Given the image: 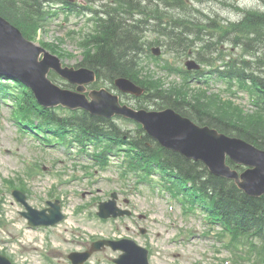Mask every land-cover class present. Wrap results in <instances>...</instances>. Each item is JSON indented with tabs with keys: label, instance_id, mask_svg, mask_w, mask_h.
<instances>
[{
	"label": "trees",
	"instance_id": "obj_1",
	"mask_svg": "<svg viewBox=\"0 0 264 264\" xmlns=\"http://www.w3.org/2000/svg\"><path fill=\"white\" fill-rule=\"evenodd\" d=\"M58 1L75 10L67 0H0V14L25 37L35 40L38 30L52 17L45 4ZM107 1L101 12L104 16L96 18L94 32L80 42L85 49L84 59L76 65L96 71L98 80L94 87L116 89L117 78H129L146 89L143 97L136 98L138 108H172L199 125L242 138L264 150V11L247 10L241 21L217 27L220 40L213 45L229 41L238 48L244 44L243 52L247 54H219L217 59L205 62L209 69L179 72L185 83L166 90L161 80L145 68L144 54L150 43L145 35L153 31L168 37L167 44L175 51L176 47L192 45L183 30H177L181 27H189L190 35L200 39L201 25L192 22L194 26H187L185 20L166 18L169 10L161 8L162 3L171 10L183 9L185 0ZM151 24L154 27L150 29ZM215 60L221 61L220 65ZM214 80L225 81L228 92H234L235 86L236 92H249L257 109L246 113L232 100L211 93L209 85ZM7 100L12 101L22 128L36 132L48 145L76 146L79 152L101 163L110 162L112 157L122 158V162H129L132 169L143 171L147 177L160 174L173 197L204 209L210 220L230 232L233 244L248 247L251 255L255 253L253 264H264V195H246L233 181L210 173L203 163L161 147L138 124L118 117L103 119L83 110L42 107L29 88L16 79L0 76V101Z\"/></svg>",
	"mask_w": 264,
	"mask_h": 264
},
{
	"label": "rangeland",
	"instance_id": "obj_2",
	"mask_svg": "<svg viewBox=\"0 0 264 264\" xmlns=\"http://www.w3.org/2000/svg\"><path fill=\"white\" fill-rule=\"evenodd\" d=\"M71 1L76 11L69 13L61 8L58 11L52 5L58 15L38 31L34 41L58 55L65 65L75 66L84 59L82 38L95 28L93 14L85 8L105 10L107 1ZM161 8L169 10L166 18L185 20L183 23L187 26L197 22L203 28L200 39L190 35L189 27L177 29L183 30L184 37L192 44L187 48L176 47L177 51L167 44L168 37L149 32L145 35L152 43H148L149 51L144 54L145 68L167 90L185 83L179 71L186 69L189 60L206 67L205 62L217 59L219 54H245L244 44L238 48L229 41L213 45L220 40L217 27L241 21L244 10L264 11V3L261 0H185L183 9L171 10L164 4ZM148 27L151 29L154 24ZM155 48L160 51V60L151 57ZM53 77L56 83H67ZM211 86L213 92H222L227 87L215 80ZM244 96L238 93L234 100L248 109ZM124 101L135 104L132 98L124 97ZM13 117L11 101L0 104V253L8 255L15 264H71L70 252L88 250L99 239L119 238L134 239L149 249L151 264H253L250 260L255 253L251 255L249 248L233 244L234 238L231 241L222 227L206 223V214L199 208L187 212L183 202L171 200L170 193L160 185V175H152V182L139 183L134 173L123 171L126 166L117 158L110 166L100 168L90 158L72 156L63 148H38L39 142L24 136ZM30 165L31 168L27 167ZM7 180L26 183L28 191H25L35 208L44 209L47 201L60 200L65 220L55 227L28 226L20 215L24 208L12 196ZM113 193L117 194L121 208L132 211L130 217L102 220L97 216L99 203L111 199ZM234 249H238L237 254L232 252ZM118 255L119 252L104 248L95 252L87 264H114L113 259Z\"/></svg>",
	"mask_w": 264,
	"mask_h": 264
},
{
	"label": "water",
	"instance_id": "obj_3",
	"mask_svg": "<svg viewBox=\"0 0 264 264\" xmlns=\"http://www.w3.org/2000/svg\"><path fill=\"white\" fill-rule=\"evenodd\" d=\"M156 53L158 54V50ZM187 65L189 69L199 68L195 61L187 62ZM51 70L71 84L77 85L76 90L64 89L55 84L48 76ZM0 75H9L20 80L33 90L44 107L82 109L102 118L117 115L138 122L166 149L178 152L189 160L202 162L214 175L235 180L240 189L250 196L259 197L264 194V150L243 139L229 137L214 128L201 127L172 108L162 111L135 110L122 105L119 96L107 89L91 90L87 95L86 86L96 79L93 70L64 67L59 57L27 40L15 25L1 15ZM115 85L124 93H143L141 88L127 78H118ZM227 159L248 169L239 174L227 164ZM14 195L25 205L26 211L22 215L32 226L55 225L63 219L57 203H49L50 213L47 214V210L39 211L31 207L23 193L15 191ZM126 214L129 215L130 212L117 208L115 200L100 205L99 215L103 218ZM104 245L124 252L115 260L117 264H149L148 250L132 240L101 241L94 244L92 251L99 250ZM90 254L91 252L74 253L70 258L74 264H81ZM0 264L12 262L0 255Z\"/></svg>",
	"mask_w": 264,
	"mask_h": 264
},
{
	"label": "bare ground",
	"instance_id": "obj_4",
	"mask_svg": "<svg viewBox=\"0 0 264 264\" xmlns=\"http://www.w3.org/2000/svg\"><path fill=\"white\" fill-rule=\"evenodd\" d=\"M161 5H162V4H161ZM132 124H135V122H134V123L132 122Z\"/></svg>",
	"mask_w": 264,
	"mask_h": 264
}]
</instances>
